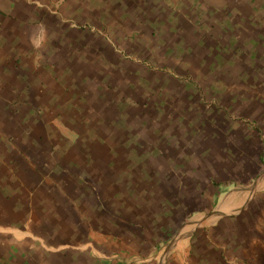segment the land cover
<instances>
[{"label": "rangeland", "instance_id": "374dc122", "mask_svg": "<svg viewBox=\"0 0 264 264\" xmlns=\"http://www.w3.org/2000/svg\"><path fill=\"white\" fill-rule=\"evenodd\" d=\"M20 5L0 12V264H194L256 226L264 248V0H104L98 26Z\"/></svg>", "mask_w": 264, "mask_h": 264}, {"label": "crops", "instance_id": "0c3cea01", "mask_svg": "<svg viewBox=\"0 0 264 264\" xmlns=\"http://www.w3.org/2000/svg\"><path fill=\"white\" fill-rule=\"evenodd\" d=\"M21 0H0V12L5 14L7 11L11 13H18L21 11L23 7H20L21 5ZM35 4H37L38 7H41L44 10L52 11V12H57V11H68L70 12V18H75L78 20V24L82 23H89L88 26H98V22L96 23L95 21H98L97 19L100 18L101 24L104 25V0H35ZM9 8V10H7ZM96 12H100L99 14ZM7 14V13H6ZM173 18V17H172ZM48 19L49 18H45ZM43 19V21L45 20ZM49 23V22H48ZM47 24V22H46ZM74 24V23H72ZM50 25H55L54 21L50 23ZM87 26V25H85ZM76 40L74 42L77 43V38L79 39L78 42H85V43H92V40L89 41L88 38H84V40L80 39L82 36H75ZM95 50V48L90 47V46H85V51L88 53V49ZM104 53V50H103ZM36 176L33 175L31 172L28 174V177L24 176L23 174L21 179L24 178H29L34 181H38L43 179V175L38 173L36 170ZM71 189H73L71 187ZM74 190V195H78L80 193V189H73ZM42 195V194H41ZM45 195V193H44ZM34 202L35 199H32ZM60 202L63 203L64 205H67V201L61 200ZM59 204V203H58ZM89 209L87 206L84 208V210ZM260 226H256L254 231L252 229H249V233L243 236V240L246 241L245 244L239 243L236 245L235 248L232 249V247L225 248L223 245L221 249L220 246L217 244H214L211 249L209 248H204L200 250V253L198 255H201L202 259L201 261H196L194 264H228L230 261L226 259L225 251L227 253L230 252V250L239 251V261L237 262L238 264H264V248L257 239L259 237H262V229L259 228ZM246 231V229H245ZM242 239V237H241ZM260 246H259V245ZM255 246V247H254ZM260 251V253H258ZM206 252V254H204ZM206 255L205 258L203 256ZM237 257V256H236ZM261 261H260V260Z\"/></svg>", "mask_w": 264, "mask_h": 264}, {"label": "bare ground", "instance_id": "6f19581e", "mask_svg": "<svg viewBox=\"0 0 264 264\" xmlns=\"http://www.w3.org/2000/svg\"><path fill=\"white\" fill-rule=\"evenodd\" d=\"M183 230H184V229H183ZM182 232H183V231H182ZM182 232H181V233H182Z\"/></svg>", "mask_w": 264, "mask_h": 264}]
</instances>
